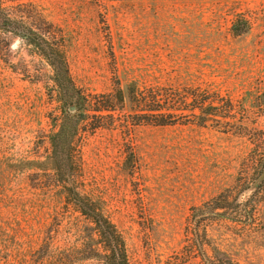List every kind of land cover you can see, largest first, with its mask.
<instances>
[{"label":"rangeland","instance_id":"374dc122","mask_svg":"<svg viewBox=\"0 0 264 264\" xmlns=\"http://www.w3.org/2000/svg\"><path fill=\"white\" fill-rule=\"evenodd\" d=\"M36 3V25L57 36L83 94L202 84L233 98L237 117L227 121L247 116L262 134L264 104L242 97L264 85V0H107L106 9L88 0ZM236 13L252 21L240 36L230 30ZM52 78L42 56L0 31V226L7 231L0 264H40L22 253L20 238L49 220L60 200L44 173L59 104ZM130 107L125 94L122 110L95 112L78 125L81 178L106 201L130 264H168L185 249L192 208L233 183L252 145L213 121L153 125ZM236 247L241 264H264V238Z\"/></svg>","mask_w":264,"mask_h":264},{"label":"trees","instance_id":"16d2710c","mask_svg":"<svg viewBox=\"0 0 264 264\" xmlns=\"http://www.w3.org/2000/svg\"><path fill=\"white\" fill-rule=\"evenodd\" d=\"M88 1L106 9L107 0ZM41 15L36 0H0V31L19 36L45 59L53 72L59 103L53 118L55 128L46 135L50 144L47 155L50 167L44 173L59 189L60 200L48 214L49 220L25 237L21 236L22 253L40 264H130L125 236L113 221L106 201L84 185L75 143L81 122L95 112L103 116V112L114 114L122 110L126 94L131 111L148 113L147 123L168 125L179 118L192 117L197 124L213 121L224 132L249 140L252 146L242 157L233 183L192 208L185 249L183 246L175 261L168 263L241 264L235 256L239 242L245 239L260 242L264 238V130L261 135L252 132L256 127L250 128L247 116L237 122L227 121L237 117L233 98L202 84L154 85L144 90L135 86L127 93L118 89L117 96L83 94L71 78L64 48L57 36L36 25ZM251 25L249 17L236 13L231 34L247 33ZM243 98L251 104L263 105V82L250 86ZM208 220L210 224H206ZM208 225L214 227V237L209 236ZM6 233L0 226V243Z\"/></svg>","mask_w":264,"mask_h":264},{"label":"water","instance_id":"95a60500","mask_svg":"<svg viewBox=\"0 0 264 264\" xmlns=\"http://www.w3.org/2000/svg\"><path fill=\"white\" fill-rule=\"evenodd\" d=\"M73 108H74L73 106L70 107L71 110H72Z\"/></svg>","mask_w":264,"mask_h":264}]
</instances>
